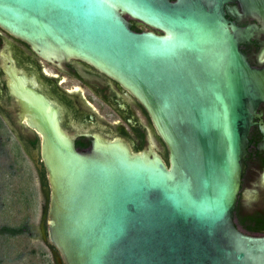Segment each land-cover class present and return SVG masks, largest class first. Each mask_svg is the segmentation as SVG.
Listing matches in <instances>:
<instances>
[{"label": "water", "instance_id": "95a60500", "mask_svg": "<svg viewBox=\"0 0 264 264\" xmlns=\"http://www.w3.org/2000/svg\"><path fill=\"white\" fill-rule=\"evenodd\" d=\"M232 1L0 0L2 28L50 62L83 60L115 79L167 151L166 162L148 135L135 151L97 133L77 149L63 107L9 81L24 132L40 136L32 159L49 186L43 233L61 264H264V233L238 228L234 213L264 103V60L250 64L240 44L264 33V0H239L241 14Z\"/></svg>", "mask_w": 264, "mask_h": 264}, {"label": "flooded vegetation", "instance_id": "af4514ba", "mask_svg": "<svg viewBox=\"0 0 264 264\" xmlns=\"http://www.w3.org/2000/svg\"><path fill=\"white\" fill-rule=\"evenodd\" d=\"M226 7L234 8L240 14L243 13L239 0L229 2ZM225 9L227 11V8ZM226 17L239 27L251 23L258 24L252 18H240L237 15H226ZM134 27L136 31L143 30L138 23ZM263 47L264 33L255 34L249 41L240 44V50L252 65H257L259 59L264 60V54L260 56ZM14 76L26 85L35 86L63 107V124L65 129L74 135L77 149L83 150L90 146L91 139L85 136L86 134L97 133L110 138L114 135L110 123L97 117L95 100L105 104L118 117L115 121L118 135L123 138L129 136L125 125L129 127L137 140L136 145L130 143L133 149L144 145L148 135V129L142 125L143 121L139 115L143 117L153 136L159 140L148 113L115 79L83 60L69 59L61 65L50 62L35 53L27 42L0 26V117L23 142L31 157L32 149L40 136L33 131L24 132L19 122L18 100L11 94L8 85ZM257 111L261 112V115L254 119L255 123L249 131L250 145L245 158L241 192L234 211L240 226L246 231L247 228L241 219L255 215L264 217V149L259 150L258 147L263 140L259 128L260 124L264 123L263 102L258 105ZM160 143L162 144L161 141ZM37 169L44 170L42 166H37ZM245 192L250 193L251 196L246 198ZM236 226L240 228L238 224Z\"/></svg>", "mask_w": 264, "mask_h": 264}, {"label": "rangeland", "instance_id": "374dc122", "mask_svg": "<svg viewBox=\"0 0 264 264\" xmlns=\"http://www.w3.org/2000/svg\"><path fill=\"white\" fill-rule=\"evenodd\" d=\"M138 25L143 30L148 29L140 23ZM95 101L97 117L110 123L113 137H123L116 132L115 121L118 117L105 104ZM139 116L142 125L148 129L154 148L163 156L164 146L153 136L143 117ZM125 127L129 136L124 138L136 145L137 140L132 131L127 125ZM143 146L133 150L140 151ZM48 201V183L42 186L36 163L23 142L0 117V264H61L55 249L43 233ZM235 223L246 231L240 226L237 217ZM8 226H22L25 229L22 234L10 236L2 230Z\"/></svg>", "mask_w": 264, "mask_h": 264}, {"label": "trees", "instance_id": "16d2710c", "mask_svg": "<svg viewBox=\"0 0 264 264\" xmlns=\"http://www.w3.org/2000/svg\"><path fill=\"white\" fill-rule=\"evenodd\" d=\"M133 26L132 28H135V24H137V22L132 21ZM165 161L167 162V151L165 149V154L163 155ZM39 173V177H40V181L42 186H46L47 185V180H46V172L45 170H41L38 171ZM241 222L244 224V226L247 228L248 232L251 233H264V217L261 215H255V216H249L247 218H243L241 219ZM24 227L20 226V227H3L2 230L6 231L8 233V235L10 236H16L18 234H22L24 232ZM29 229V228H28Z\"/></svg>", "mask_w": 264, "mask_h": 264}]
</instances>
